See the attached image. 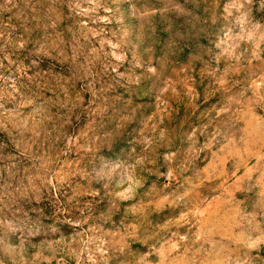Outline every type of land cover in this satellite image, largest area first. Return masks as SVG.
<instances>
[{"label":"rangeland","instance_id":"1","mask_svg":"<svg viewBox=\"0 0 264 264\" xmlns=\"http://www.w3.org/2000/svg\"><path fill=\"white\" fill-rule=\"evenodd\" d=\"M0 264H264V0H0Z\"/></svg>","mask_w":264,"mask_h":264}]
</instances>
